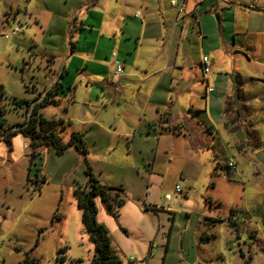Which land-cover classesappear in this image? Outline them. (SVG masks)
Returning a JSON list of instances; mask_svg holds the SVG:
<instances>
[{
  "label": "crops",
  "instance_id": "0c3cea01",
  "mask_svg": "<svg viewBox=\"0 0 264 264\" xmlns=\"http://www.w3.org/2000/svg\"><path fill=\"white\" fill-rule=\"evenodd\" d=\"M173 1H184L186 5L178 12L171 5V0H29V19L40 31L38 41L44 45L46 57L30 64V60L23 59L34 84L31 90H35L28 102L35 101L48 86L57 89H53L55 103L52 105L58 106L57 112L64 113H55V118H45L43 112L48 107L42 108L40 113L45 119L63 123L64 141L74 131L83 134L88 150L90 146L97 145V149L110 155L114 150H127L125 163L129 167V181L125 190L121 184H116L115 173L106 176L102 166L88 162L101 184L128 191L131 199L126 200L124 194L125 204L118 210L120 217L129 210L137 218H143L140 206L146 200L143 201L140 193L141 186L150 184L160 189L168 181L174 183V195L184 199L179 204L180 209L174 207L172 198L164 200L165 204L168 203L165 206L150 205L159 209L156 212L150 206H143L145 212L152 213L157 219L165 216L169 223L168 227H161L166 232L163 257L172 230L179 228L175 221L181 214L187 217L186 211L190 208L187 193L183 194L177 183L181 182L189 189L199 174L208 170L209 189L213 190L212 176L217 174L219 179L222 173L238 175L237 164L231 157L232 149L239 152L243 145L235 134L241 124H235L234 119L229 123L217 118V112L228 110L227 101L236 96L237 85L233 78L237 77L241 83L238 101L243 110H248L243 104L245 90L249 92L254 84L264 83V26L253 30L247 26L248 33L254 37L261 34L263 38L246 41L244 46L236 45L234 37L228 45L225 37H221L226 51H233L244 59L246 65L258 68L260 75L250 72L248 79H242L237 73L235 59L231 65L224 62L221 67L209 58L211 69L209 79L205 81L199 63L204 54L197 60H191L184 48L186 40L191 44L199 41L197 52L204 53L203 38L206 35L203 25L211 28L208 23L211 17L219 18L221 31L224 28L220 24L224 22L225 15L236 18L235 15L241 13L252 22L257 16L261 20L264 0H250V11L235 7L237 0ZM203 2L205 4L202 5ZM190 50L194 51L196 47ZM255 62L260 66L252 64ZM117 64L123 65V74L119 83L113 84L112 76ZM36 85L40 86L37 88ZM207 88L212 91L207 92ZM178 92H183V98L174 113L170 100L178 97ZM106 105L114 106L119 113L110 121L101 115ZM216 139L221 145L225 141L230 143V149L225 146L220 149L228 156L226 162L221 163L214 157ZM41 152L51 155L48 148L41 149ZM67 152L77 162L83 160L73 147ZM210 153L213 158L205 168L203 164ZM229 163L233 164L232 167L228 166ZM132 185L136 187L134 196ZM177 186L179 192L175 191ZM205 196L204 209L208 207L210 214L212 202L208 191ZM182 239L183 236L180 243Z\"/></svg>",
  "mask_w": 264,
  "mask_h": 264
},
{
  "label": "rangeland",
  "instance_id": "374dc122",
  "mask_svg": "<svg viewBox=\"0 0 264 264\" xmlns=\"http://www.w3.org/2000/svg\"><path fill=\"white\" fill-rule=\"evenodd\" d=\"M28 1L0 0V264H92L94 245L83 227L81 212L73 196L74 190L83 186L86 180L83 160L77 162L67 151L58 156L52 148L51 155L41 152L31 160L29 139L21 133L10 137L9 142L6 139L10 128L25 120V110L15 101L27 100L35 92L31 90L34 84L23 59L30 60V64L46 57L44 45L38 41L40 31L29 19ZM237 1L235 7L238 9L251 10L248 8L250 0ZM235 17L224 16V22L220 24L223 31L215 16L208 19L211 28L203 25L204 53L197 52L199 41L191 44L186 40L184 48L191 60L204 54L221 67L224 62L231 65L235 59L237 73L242 79H248L250 72L260 75L258 68L246 65L233 51H226L221 37H225L228 45L234 37L238 46H244L249 40H260L263 35L255 34L254 37L247 32V26L252 30L262 28L264 16L261 20L257 16L254 22L241 13ZM15 29L18 32L13 34ZM195 34L198 35V30ZM193 46L196 50L191 51ZM117 51L115 47L114 52ZM178 95L170 100L174 113L183 92ZM242 97L249 114L247 109L240 108L236 96L227 101L228 110L217 112L221 122L234 119L235 124H241L235 134L243 145L239 152L231 148V160L237 164L238 175L222 173L219 179L217 174L212 176L213 190L209 189L208 170L202 171L189 189L183 183H177L183 194L187 193L190 208L186 211L187 217L181 214L175 221L179 228L172 230L164 257L162 246L166 232L161 227H168L169 223L165 216L158 218L159 223L152 213L145 212L143 206H165L168 203L165 204L163 198L168 193L174 207L180 209L179 204L184 199L174 195V183L168 181L160 189L150 184L140 187L143 201L146 200L140 206L143 218H137L129 210L121 217L118 211V215L113 216L104 202L95 199V221L107 232L120 264H264V83L254 84ZM47 107L44 117L55 118L53 115L59 113L58 106L50 104ZM105 108L101 115L106 121L119 114L114 106L106 105ZM214 144V157L221 163L226 162L228 156L220 149L223 146L230 149V143L225 141L221 145L216 139ZM98 146L89 147L87 163L102 166L106 176L115 173L116 184L126 188L129 181V167L125 163L127 150H114L110 155L101 152ZM211 154L203 164L205 168L211 163ZM131 190L134 196L136 187ZM207 191L212 202L210 214L208 207L204 209ZM125 199H131L128 191H125ZM216 219L222 222H216Z\"/></svg>",
  "mask_w": 264,
  "mask_h": 264
},
{
  "label": "trees",
  "instance_id": "16d2710c",
  "mask_svg": "<svg viewBox=\"0 0 264 264\" xmlns=\"http://www.w3.org/2000/svg\"><path fill=\"white\" fill-rule=\"evenodd\" d=\"M233 79L237 85L235 95L238 99L240 98L239 86L241 83L237 77ZM54 88L55 86L50 89L46 97L42 98L39 103L34 105L29 120L25 119L21 125L10 128L6 139L9 142V138L17 133H21L29 139L31 160L35 158V156L39 155L40 150H43L44 148H52L59 156L66 152L69 148L73 147L74 150L83 157L86 180L83 186H79L74 190L73 196L76 200L77 208L81 212L83 227L88 233L90 242L94 245L95 257L92 264H120L119 260L113 253L110 243L111 240L109 239L107 232L104 230L102 225L97 224L95 221V199L99 198L107 205L109 209L108 212L113 216H117V211L121 210L125 204V192L120 187L116 188L105 186L96 179L89 167V164L87 163L88 148L81 132H71L70 138L67 141H64L62 133L65 126L63 123L59 120L43 118L40 110L55 103L53 99L55 96L53 91ZM32 102L33 101L28 102L24 99L15 101L19 107H23L25 112V107L28 108ZM150 209L153 212L159 211V209L152 206H150ZM215 221L222 222L221 219H216ZM232 226L234 227L235 225L232 224Z\"/></svg>",
  "mask_w": 264,
  "mask_h": 264
},
{
  "label": "built area",
  "instance_id": "2783aa9c",
  "mask_svg": "<svg viewBox=\"0 0 264 264\" xmlns=\"http://www.w3.org/2000/svg\"><path fill=\"white\" fill-rule=\"evenodd\" d=\"M171 5L177 9V11H182L184 9V6L186 5L184 1L180 2V3H176L175 1L171 0ZM18 32V29H15L13 30V34H16ZM114 55V54H113ZM200 70L203 74V79L206 81L209 79V73H210V69H211V62L209 61V59L207 57H205L204 55L200 58ZM123 74V65L122 64H117L116 67H115V71L113 73V76H112V83L113 84H117L119 83L120 81V78ZM52 88V86H48L46 89L42 90L39 94V96H37V99L35 101H33L30 106L27 108L25 107L26 109V112L24 113V117L26 120H29L30 119V115H31V112L33 110V107L35 104L39 103L41 101L42 98L46 97L47 93L50 91V89ZM212 89L211 88H207V92H211ZM232 163H229L228 166L229 167H232ZM175 191L176 192H179L180 191V188L177 186L175 187ZM164 200H168L170 201L171 200V196L166 194L164 195ZM130 261L132 263H134V259H130Z\"/></svg>",
  "mask_w": 264,
  "mask_h": 264
},
{
  "label": "water",
  "instance_id": "95a60500",
  "mask_svg": "<svg viewBox=\"0 0 264 264\" xmlns=\"http://www.w3.org/2000/svg\"><path fill=\"white\" fill-rule=\"evenodd\" d=\"M215 17H216V19H217V24H219V21H220L219 18H218L217 16H215Z\"/></svg>",
  "mask_w": 264,
  "mask_h": 264
}]
</instances>
